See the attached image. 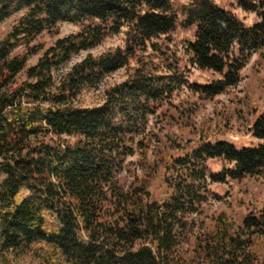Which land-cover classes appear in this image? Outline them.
Returning <instances> with one entry per match:
<instances>
[{"label": "trees", "instance_id": "16d2710c", "mask_svg": "<svg viewBox=\"0 0 264 264\" xmlns=\"http://www.w3.org/2000/svg\"><path fill=\"white\" fill-rule=\"evenodd\" d=\"M174 1L0 0V22L23 12L0 39V264H264V204L239 222L204 212L212 183L264 171V112L249 147L193 143L158 126L181 86L213 99L240 82L253 54L264 59V0H237L255 16L249 26L215 0H179L180 24L193 28L190 65L219 76L204 85L172 62L162 60L160 74L140 57L160 54L154 41L178 23ZM61 23L79 29L26 68L41 50L30 45ZM119 34L122 46L89 53ZM121 69L126 79L101 104H76ZM214 159L226 165L219 174L209 172Z\"/></svg>", "mask_w": 264, "mask_h": 264}, {"label": "rangeland", "instance_id": "374dc122", "mask_svg": "<svg viewBox=\"0 0 264 264\" xmlns=\"http://www.w3.org/2000/svg\"><path fill=\"white\" fill-rule=\"evenodd\" d=\"M215 2L220 7L233 12L247 26L255 21L253 13H245L237 7V0H215ZM180 6L181 2L175 0L174 9L177 11L178 23L173 32L165 38L161 37L154 41L160 46L159 53L163 52L162 56L151 49H146L144 53L139 54L160 74H164L161 68L164 65L162 60H164L167 63H174L189 84L204 85L218 79L219 76L190 65L185 48L192 40L193 28H184L180 24L182 20ZM22 13H16L0 22V39L9 33ZM78 29V26L61 23L53 31L40 34L30 46H36L41 50L28 59L26 68L34 65L43 50L52 45L56 39L75 33ZM123 41V34L109 36L89 53L99 55L122 46ZM24 52L25 47L21 46L15 49L13 54L21 55ZM87 53L83 52L73 57L71 63L78 61ZM134 66L132 62L130 67ZM126 73V70L121 69L106 77L97 88L82 90L76 99V104L80 107H94L101 104L104 90L125 80ZM240 77L241 80L236 86L213 99H203L189 91L186 86H181L160 108L158 126L167 125L193 143L199 137H204L209 142L225 141L236 148L254 145L256 141L251 137L249 127L255 118L264 112V59L261 51L248 59ZM19 79H23V74L19 76ZM207 165L211 174H219L226 167L217 159L209 160ZM209 189L212 195L204 205V212L212 215L225 210L239 222L247 213L258 211L264 204V171L258 176L246 177L239 181L225 178L221 182L212 183Z\"/></svg>", "mask_w": 264, "mask_h": 264}]
</instances>
